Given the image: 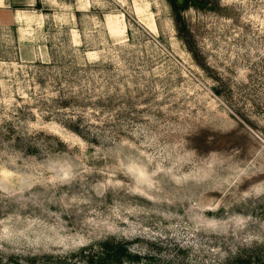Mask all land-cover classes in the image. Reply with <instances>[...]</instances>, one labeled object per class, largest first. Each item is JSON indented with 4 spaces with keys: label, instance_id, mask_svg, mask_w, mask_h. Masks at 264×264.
<instances>
[{
    "label": "rangeland",
    "instance_id": "rangeland-1",
    "mask_svg": "<svg viewBox=\"0 0 264 264\" xmlns=\"http://www.w3.org/2000/svg\"><path fill=\"white\" fill-rule=\"evenodd\" d=\"M32 12L0 25V264H264V0Z\"/></svg>",
    "mask_w": 264,
    "mask_h": 264
},
{
    "label": "crops",
    "instance_id": "crops-1",
    "mask_svg": "<svg viewBox=\"0 0 264 264\" xmlns=\"http://www.w3.org/2000/svg\"><path fill=\"white\" fill-rule=\"evenodd\" d=\"M49 1L53 2V0H0V25L17 24L20 18L19 11L32 12L39 3Z\"/></svg>",
    "mask_w": 264,
    "mask_h": 264
},
{
    "label": "trees",
    "instance_id": "trees-1",
    "mask_svg": "<svg viewBox=\"0 0 264 264\" xmlns=\"http://www.w3.org/2000/svg\"><path fill=\"white\" fill-rule=\"evenodd\" d=\"M102 246H103V253L106 252L105 257L111 258L116 262L119 261L121 256L125 254V248L119 243L116 244L105 243Z\"/></svg>",
    "mask_w": 264,
    "mask_h": 264
},
{
    "label": "water",
    "instance_id": "water-1",
    "mask_svg": "<svg viewBox=\"0 0 264 264\" xmlns=\"http://www.w3.org/2000/svg\"><path fill=\"white\" fill-rule=\"evenodd\" d=\"M178 2H179V3H181V2H182V0H178Z\"/></svg>",
    "mask_w": 264,
    "mask_h": 264
}]
</instances>
